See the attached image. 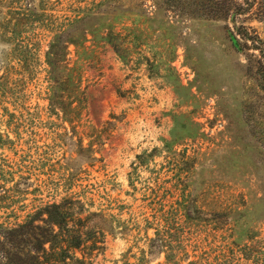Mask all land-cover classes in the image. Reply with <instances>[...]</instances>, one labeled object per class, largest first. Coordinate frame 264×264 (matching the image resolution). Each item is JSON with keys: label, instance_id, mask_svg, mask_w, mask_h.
Here are the masks:
<instances>
[{"label": "rangeland", "instance_id": "rangeland-1", "mask_svg": "<svg viewBox=\"0 0 264 264\" xmlns=\"http://www.w3.org/2000/svg\"><path fill=\"white\" fill-rule=\"evenodd\" d=\"M16 1L0 3V225L61 204L86 264H175L162 239L180 264H264V54L195 0H47L45 27L13 40ZM242 20L264 50V21Z\"/></svg>", "mask_w": 264, "mask_h": 264}, {"label": "trees", "instance_id": "trees-1", "mask_svg": "<svg viewBox=\"0 0 264 264\" xmlns=\"http://www.w3.org/2000/svg\"><path fill=\"white\" fill-rule=\"evenodd\" d=\"M195 1L198 2V6L205 8L210 16L233 23L232 28L227 24V31L237 51H244L252 46L264 54L263 48L259 47L263 41L256 31L242 20L247 16H255L257 20L263 22L264 0ZM3 2L7 0H0V3ZM16 3L19 6H14L9 14L13 16L4 22L6 29L10 31L11 39L18 40L23 36V32L35 24L45 27L44 17L46 15L43 7L48 6L47 0L40 2L42 6L39 9L32 4L28 7L24 6L22 0H17ZM57 51L52 53V58L60 57ZM27 52L30 53V51L22 50L21 55H24L20 58L22 63L26 61L27 54L25 53ZM74 210L73 206L65 208L61 204H52L47 208L48 219L43 222L44 225L37 224L36 219L29 220L15 228H4L0 225V264H86L85 258H79L77 255V252L83 250L86 242L83 231L85 221L83 218L76 217ZM167 229L164 232L170 233L171 230ZM162 242L165 243L162 247H169L170 250L167 260L180 264L176 260L178 257V253L175 252L176 246L173 247L171 241L162 239ZM188 264L195 263L189 262Z\"/></svg>", "mask_w": 264, "mask_h": 264}]
</instances>
